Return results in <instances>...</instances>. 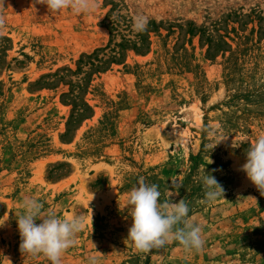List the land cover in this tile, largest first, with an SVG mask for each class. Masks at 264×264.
<instances>
[{
  "label": "rangeland",
  "instance_id": "obj_1",
  "mask_svg": "<svg viewBox=\"0 0 264 264\" xmlns=\"http://www.w3.org/2000/svg\"><path fill=\"white\" fill-rule=\"evenodd\" d=\"M95 2L0 0V264H51L20 249L27 197L84 217L62 264H264V192L242 169L264 135V0ZM142 182L188 204L200 250L136 249L124 202Z\"/></svg>",
  "mask_w": 264,
  "mask_h": 264
},
{
  "label": "clouds",
  "instance_id": "obj_2",
  "mask_svg": "<svg viewBox=\"0 0 264 264\" xmlns=\"http://www.w3.org/2000/svg\"><path fill=\"white\" fill-rule=\"evenodd\" d=\"M52 12L71 9L77 14L90 12L95 9V0H39ZM4 21L0 18V24ZM148 19L137 16L134 20L135 31H144ZM210 134H213L210 132ZM228 136L219 139L211 148ZM210 149V150H211ZM247 160L242 169L256 187L264 192V135L256 138L246 152ZM201 181L205 188L206 202H215L224 189L211 172L202 170ZM161 192L156 184L140 183L128 194L124 209L130 208L132 225L128 238L141 252H150L154 248H162L171 242H179L187 250H200L205 241L202 237V226L188 219L189 206L183 200L161 203ZM172 195H170L171 197ZM23 212L16 218L21 236L20 249L22 252L45 255L51 264H62V255L76 244V235L86 227L81 215L61 218L55 211L42 214L43 204L35 197H27L22 202ZM4 219L0 227L4 225ZM40 220V223H36ZM99 258L89 256L87 264H98Z\"/></svg>",
  "mask_w": 264,
  "mask_h": 264
},
{
  "label": "trees",
  "instance_id": "obj_3",
  "mask_svg": "<svg viewBox=\"0 0 264 264\" xmlns=\"http://www.w3.org/2000/svg\"><path fill=\"white\" fill-rule=\"evenodd\" d=\"M0 39H1V37H0Z\"/></svg>",
  "mask_w": 264,
  "mask_h": 264
}]
</instances>
